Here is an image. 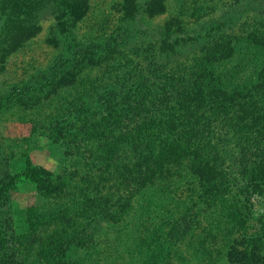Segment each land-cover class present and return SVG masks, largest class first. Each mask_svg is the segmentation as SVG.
Wrapping results in <instances>:
<instances>
[{
    "label": "trees",
    "instance_id": "16d2710c",
    "mask_svg": "<svg viewBox=\"0 0 264 264\" xmlns=\"http://www.w3.org/2000/svg\"><path fill=\"white\" fill-rule=\"evenodd\" d=\"M88 2L0 0V57L4 58L9 51H15L38 29L35 20L38 13L47 6L54 21L49 40L55 43V34L61 40L69 37L71 39L65 43L73 41V45H68V48H74L77 42L71 31L75 22L85 16ZM166 2L120 0L111 35L102 38V43L79 48L77 56L65 55L61 67L64 73L58 72L47 78L38 89L30 87L21 90L14 87L10 94L0 97V109L5 101L9 103L16 98L20 106L17 110L25 116L33 101L26 99L28 94L47 96L59 82L71 83L94 69L102 71L101 66H104L101 78L96 80L103 78L107 81L90 85L88 90L96 92L101 89L104 93L110 88L108 81L118 84L119 109L114 112L117 119L116 134L120 146L118 150L122 151L120 154L124 155L127 162L121 169L117 168V164L113 168L102 167L107 165L101 164L96 169L97 175L95 173L91 176V179H103L112 189L119 187L122 192L119 193L121 203L117 205L119 213L114 218L108 213L106 204L110 201L106 200L115 197V191L87 189L82 195L73 194L70 200L73 203L72 213L76 212L74 210H77L81 198L85 196L83 200H89L88 194L97 201L99 210L87 207L84 217L77 219L73 216L72 222L63 219L66 214H61L62 219L55 226L60 227L61 224V230L52 229L53 235L52 231L50 234L43 232L29 241L30 247H25L22 241L17 242L18 239L17 243H13L14 246L9 244L8 239L12 236L6 238L3 232V206L9 192L18 178L23 177L34 184L37 196L42 201L53 196L58 198V195L66 194L57 184L58 180L64 177L69 179L71 174L64 170L62 175L54 177L40 167L27 168L13 175L1 173L0 264H80L76 259L64 258L72 249L85 248L88 238L96 230L91 232L90 227L96 228L101 217L108 216L114 223H121L136 240L139 221L144 222L147 216H151L148 208L154 210L161 208V205H177L175 197L180 191L176 188L179 182L176 176L179 172H186L189 162L192 174L204 176L207 185V189L201 192L207 194L204 198L202 194L198 197L205 201L198 211L224 202L225 193L230 194L225 185L227 180L233 181L237 193H244V197L264 195V16L257 15L256 18L234 22L232 18L226 19V9L236 7L240 0H179L177 13L156 24L150 36V31H140V24L150 27L154 17L166 12ZM187 9L188 12L191 10L188 15L194 17L195 24L202 27L204 21L215 13H222V22L218 19L209 27L198 29L193 36L182 35L179 22ZM228 25L238 26L241 37L243 32L249 33V38L241 39V48L232 45L231 38L221 35L222 29ZM215 38L214 43L209 42ZM185 47L190 51H186L183 61L176 59ZM124 49L125 53L122 52ZM251 52L254 54L248 58ZM114 55L119 59H115ZM242 55L247 60L241 59L240 65L235 68ZM65 75L69 78H64ZM112 91L110 99L113 100ZM97 96L99 100L100 95ZM23 100L28 103L24 104ZM119 155L115 153L114 158ZM87 204L89 202L85 201L84 205ZM237 206L242 207L238 198ZM131 211L134 218H129ZM231 212L233 217L230 228L235 234L228 237L227 252L235 249L234 246L244 249L252 244L255 246L254 243L262 244L264 220L259 221L260 226L253 233L256 237L247 241L245 232L249 227L247 222L252 218L250 209L232 207ZM58 218L56 213L51 224ZM181 219V225L185 228L186 215H182ZM30 227L33 230V224ZM174 230L175 225L171 224L164 233V244L161 243L164 249L159 242H154L151 250L138 251L137 264H143L141 260L147 261L144 264H170L167 247L177 251L181 246L174 236ZM125 242L133 245L128 240ZM109 245L114 247V243ZM155 247L163 252L158 259L153 260ZM178 252L181 253V250ZM134 260L128 261L132 263ZM181 260L177 256L172 261L181 264Z\"/></svg>",
    "mask_w": 264,
    "mask_h": 264
},
{
    "label": "rangeland",
    "instance_id": "374dc122",
    "mask_svg": "<svg viewBox=\"0 0 264 264\" xmlns=\"http://www.w3.org/2000/svg\"><path fill=\"white\" fill-rule=\"evenodd\" d=\"M119 1L89 0V8L85 16L75 22L71 31L72 37L77 42L74 48H68V45H73V41L65 43L71 38L61 40V37L56 34L55 43H51L49 39L53 32L54 21L49 6L45 7L38 13L35 20L38 29L18 48L16 47L15 51L7 52L8 54L4 58L0 57V97L10 94L14 87H19L21 90L30 87L38 89L44 80L58 72H63L61 67L65 55L77 56L79 48L102 43V38L111 35L115 19L118 16L116 12ZM178 3L179 0H167L166 12L154 17L150 27L140 24L139 30L150 31V36L156 24L162 23L177 13ZM238 4L232 9H226V19L232 18L231 20L234 22H240L256 18L257 15L264 16V0H240ZM188 13H191V10L188 12L187 9L179 22L183 30L182 35L193 36L198 29H205L223 17L222 13H215L204 21V27H202L195 24L194 17L189 16ZM238 33V26L228 25L222 29L221 35L231 38L232 45L241 48V39L249 38V33L243 32V37ZM215 41L216 38L209 40L210 43ZM195 46L197 45H192V47ZM188 50L190 51L185 47L184 52L176 59L183 61ZM122 52L125 53L126 50ZM253 54V52L249 53L248 58H251ZM114 56L115 59H119L116 55ZM241 59L247 60V57L245 55L239 57L235 68L240 65ZM230 67L228 65V69ZM101 68L103 71L104 66ZM96 70H92L88 75L79 76L71 83L59 82L47 96H41L38 93L28 94L26 99L33 101H31V109L25 116L18 111L20 106H18L19 101L16 98H13L9 103L5 101L0 109V174L4 172L10 175L19 174L24 169L31 167H40L52 173L54 177L62 175L64 170L71 174V178L64 177L57 183L66 194L62 193L58 195V198L49 197L45 201L37 196L32 182L23 177L18 178L3 206L1 221L6 238L12 236L8 239L11 245L22 241L26 244L25 247H30L29 241L42 235L43 232L50 234L52 231L53 235L54 229L60 231L61 224L60 227L55 226L57 222L61 221V214L64 216L66 214L63 219L72 222L73 216L77 219L83 218L87 207L98 211L97 201L91 198L90 194L87 195L89 200H85L87 203L89 202V205H84V196L79 201L77 210H74L78 214L71 211L73 203L70 200L73 199V194L81 193L82 195L90 188L115 191L116 196L111 200L110 197L106 200L111 202L106 204V208L109 209L108 213L113 218L119 213L117 205L121 203L119 202V193H122L119 187L112 189L103 179H91L95 173L97 175L96 169L101 164L106 163L107 166L102 167L108 168H113L117 164V168L121 169L127 163L124 155L120 154L122 151L118 150L120 146L116 134L117 119L114 115V112L119 109V86L108 81L107 84L110 88L104 91L105 94L101 89L96 92L89 91L90 85L100 82L104 84L107 81L103 78L99 81L96 80L102 76V71ZM63 77L69 78L66 75ZM111 90H113L111 92L113 100L110 99ZM97 95H100L99 100ZM101 95L105 96L101 99ZM23 101L24 104L28 103L26 100ZM20 103L23 104V102ZM115 153L120 155L114 158ZM112 159L115 160L110 161ZM190 164L191 162H189L185 173L179 172L176 176L179 181L176 188H178L177 191H180V194L175 197L177 205H161V208L154 210L148 208V213L151 212V216H147L144 222L139 221V234L136 240L129 234L131 231H128L127 227L124 228L121 223H114L108 216L101 217L96 228L90 227L91 232L96 230L88 238L85 248L72 249L64 259H76L80 264H137L136 261H139L137 252L151 250L154 242H159L160 245L164 244L162 240L164 233L173 224L175 225L174 236L180 241L181 246L176 249L177 251L167 247L166 253L170 255V264H179V262L172 261L177 259V256L182 258L181 264H264V238L262 244L254 243L255 246L252 244L244 249L234 246L235 249L229 252L226 249L228 239L235 234L230 228L233 217L232 207L239 210H242V207L250 209L252 218L247 222L249 227L245 232V238H248L247 241H249L256 237L253 233L260 226L259 221L264 220L262 219L264 216V195L262 197H244V193H237L236 186L232 184L233 181L227 180L225 185L226 189L230 190V194L225 193L224 202L207 206L205 210L198 211L203 205L202 203L205 202L199 200L198 197L202 194L201 192L207 189V185L204 176L192 174ZM173 179L177 180V178ZM206 194H202V197L204 198ZM237 198L242 207L237 206ZM231 200L232 202L228 204ZM233 201H236L235 205ZM191 203H193L192 206ZM132 212H130L129 218L133 216ZM56 213L59 218L51 224L56 218ZM182 215H186L185 228L181 225ZM31 224L34 226L33 230L30 227ZM188 227L192 230H188ZM155 233L157 234L155 235ZM152 238H154L153 241ZM125 240L130 241L133 245ZM113 243L114 247L109 245ZM36 244L38 243L34 245ZM162 246L164 249L165 246ZM179 249L181 253L178 252ZM162 252L160 248L155 247L152 259H158ZM195 254L197 258H195ZM129 259L135 260L131 263L128 261ZM142 262L144 264L147 261L141 260Z\"/></svg>",
    "mask_w": 264,
    "mask_h": 264
}]
</instances>
